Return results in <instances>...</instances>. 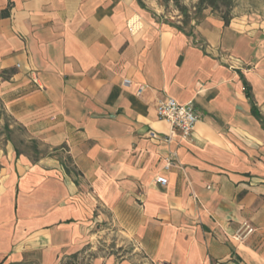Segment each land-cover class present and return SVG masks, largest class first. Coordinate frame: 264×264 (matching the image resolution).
<instances>
[{
  "label": "crops",
  "instance_id": "1",
  "mask_svg": "<svg viewBox=\"0 0 264 264\" xmlns=\"http://www.w3.org/2000/svg\"><path fill=\"white\" fill-rule=\"evenodd\" d=\"M148 6L0 0V109L25 145H0V264H264L244 86L264 118V21L204 11L187 31ZM162 97L195 105L191 141H166Z\"/></svg>",
  "mask_w": 264,
  "mask_h": 264
},
{
  "label": "rangeland",
  "instance_id": "2",
  "mask_svg": "<svg viewBox=\"0 0 264 264\" xmlns=\"http://www.w3.org/2000/svg\"><path fill=\"white\" fill-rule=\"evenodd\" d=\"M149 4V10L154 15H159L162 21L172 26H180L187 31L192 22L202 19L204 11L214 14H225L231 18L249 17L256 21H264V0H144ZM151 7H155L156 11ZM158 7V8H157ZM159 10V12H157ZM158 13V14H157ZM8 123L9 129L5 131ZM11 121L8 117L0 121V145L8 139L21 142L20 148H24L22 141L23 131L17 128L11 129Z\"/></svg>",
  "mask_w": 264,
  "mask_h": 264
},
{
  "label": "built area",
  "instance_id": "3",
  "mask_svg": "<svg viewBox=\"0 0 264 264\" xmlns=\"http://www.w3.org/2000/svg\"><path fill=\"white\" fill-rule=\"evenodd\" d=\"M139 21L133 19L129 23V31L130 33L134 32L137 29ZM21 66L19 65L17 68L19 69ZM31 74V73H30ZM32 75V74H31ZM33 83L40 87L38 78L34 76ZM123 85L125 87H129L132 85L130 80H124ZM146 91L145 86H140L137 91V95L139 97L143 96ZM156 112L157 116L160 120L166 121L170 126V133L165 138L167 142H173L177 139H181L182 141H191L192 136L195 132V126L197 122L201 119L199 112L197 111L195 105L193 103L188 105H183L169 97H162V99H158L156 101ZM153 138H157L155 133H152ZM177 155L172 154L171 157L167 158V167H171L176 160ZM158 181L165 185L167 183L166 178L159 177ZM253 230H249L248 234H251ZM240 264V263H238Z\"/></svg>",
  "mask_w": 264,
  "mask_h": 264
},
{
  "label": "trees",
  "instance_id": "4",
  "mask_svg": "<svg viewBox=\"0 0 264 264\" xmlns=\"http://www.w3.org/2000/svg\"><path fill=\"white\" fill-rule=\"evenodd\" d=\"M201 2V0H200ZM203 2H201L202 5ZM11 13V8L8 7V9H5L3 11H0V19L3 18H7L10 16ZM219 16H221L224 21L226 23H229V16L225 15V14H219ZM245 93H246V97L250 100L251 104H252V114H254V116L260 121L261 125L264 127V118L263 116H261V114L258 113L257 108L255 107L254 104V100L252 97V89L250 86H248V84H245ZM7 118V115H5V113L0 109V121L1 120H5ZM9 129V125L8 123L5 125V131H7Z\"/></svg>",
  "mask_w": 264,
  "mask_h": 264
}]
</instances>
